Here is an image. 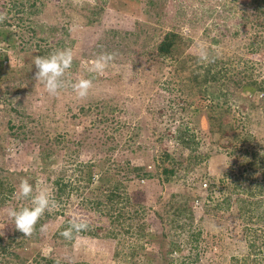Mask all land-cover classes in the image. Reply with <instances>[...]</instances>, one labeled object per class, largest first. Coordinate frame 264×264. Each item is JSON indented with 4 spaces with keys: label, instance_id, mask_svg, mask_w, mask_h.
<instances>
[{
    "label": "rangeland",
    "instance_id": "rangeland-1",
    "mask_svg": "<svg viewBox=\"0 0 264 264\" xmlns=\"http://www.w3.org/2000/svg\"><path fill=\"white\" fill-rule=\"evenodd\" d=\"M21 2L26 5L24 17L14 8ZM253 6V0H0V13L10 21L3 29L10 28L14 36L13 46L0 40V235L4 244L9 234L24 241L21 246L12 242L8 253H0V264H15L13 254L25 258V264H36L42 257L56 264H163L167 246L159 250L163 236H157L162 232L169 234L167 242L179 246L180 253L175 246L167 251L178 262H193L187 257L191 253L198 254L196 264H233V257L247 254V236L254 231L264 234V220L259 223L252 213L241 212L236 198L248 195L236 182L253 179L254 189L260 184L264 170L255 171L254 165L264 156V108H251L250 97L239 91L225 101L223 84L210 85L208 96L202 94L189 80L188 67L179 72L172 59L160 57L154 48L166 33L177 30L192 40L184 53L189 66L204 49L231 73L244 70L264 80V32L257 33L260 39L255 37L251 21L244 18H253ZM236 31L239 36H234ZM64 48L74 53L64 79L93 81L85 99H78L70 86L50 96L34 79V57L41 50H50L47 56ZM101 53H115L116 58L103 74L89 72ZM92 107L91 114L83 113ZM216 111L224 120L234 118L246 141L213 134L208 116ZM246 117L249 121L240 125ZM181 127L198 139L196 155L201 160L190 170L181 167L168 183L133 176L129 186L134 203L146 206L150 224L155 211L166 223L159 221L152 228L159 238L124 261L131 237L124 250L122 241L97 232L99 215L80 204L73 183L59 173L66 169L71 174L74 167L94 162L96 176L108 169L124 174L129 160L154 174L157 165L173 168L166 152L174 159L181 152L174 139ZM250 130L254 136L248 140L245 132ZM44 150L49 153L42 156ZM21 178L29 179L34 190L48 188L60 205L41 218L36 237L23 236L7 216L9 208L31 206L18 198ZM67 195L70 202L65 201ZM178 201L192 207L191 219L179 221L169 212V205ZM74 215L86 217L90 229L68 241L60 232ZM192 235L197 242H189Z\"/></svg>",
    "mask_w": 264,
    "mask_h": 264
},
{
    "label": "trees",
    "instance_id": "trees-1",
    "mask_svg": "<svg viewBox=\"0 0 264 264\" xmlns=\"http://www.w3.org/2000/svg\"><path fill=\"white\" fill-rule=\"evenodd\" d=\"M253 2L254 9L251 14H253L254 19H251V17L248 16H244V18H246V22L251 21V25L254 29L253 33L255 37L258 38L257 33L264 32V0H253ZM23 6L26 8V5L22 2L20 4H15L14 8L16 9L17 14L20 15L25 12L24 9H22ZM33 8H37L35 2H33ZM24 15L25 13L22 16L24 17ZM217 17H221V14H218ZM9 23V18H6L3 23H0V40L13 46L14 36L11 29H3V26L9 25ZM187 35L188 34L180 33L177 30L169 31L163 36L162 40L155 45V53L164 59H172L173 62L176 63L179 72L184 73L188 67L189 80L193 83L194 88H198L199 92L202 94H207L208 96L210 85L215 87V85L223 84L227 89L225 90L226 92L224 90L221 91L222 96L225 97V101H227L228 96L236 95L239 91L242 92V94L247 95V98L248 96L250 97L251 108H264V80L259 81L255 79L253 72L250 73L248 71L239 70L231 73L230 68L222 66L223 62L218 56H211L206 62L199 61L198 56L192 57L195 61L189 66L188 62L190 59L185 56L184 53L191 46L192 40L188 38ZM235 35L239 36V33L236 31L234 33V36ZM213 42L216 44L219 43L215 37H213ZM46 52H50V50H41L40 56H45L44 53ZM1 63L2 61L0 58V67L2 65ZM202 98L205 99L203 96ZM92 110L93 107L86 110L82 109L85 115L91 114ZM98 111H100V108H98ZM227 111L229 112V110H226V112ZM101 119L102 118H100L99 122H101ZM208 119L210 121L211 132L215 135L216 132H219L223 140L228 137V140L246 141L244 137L242 138L243 135H241V132H237V125L235 124L236 120H234V118L231 120H224L222 112L219 116L216 111L215 114L212 112V114L208 116ZM246 121H249V117L242 118L240 125L244 126ZM245 133L248 140L249 137L254 136L251 130ZM174 139L181 146V152L175 159L170 156L169 152H166V156L172 161L174 167L160 168L159 165L156 164L157 169L155 174L148 170L146 166L134 165L130 160L125 162V170L128 172H124V174L119 173L118 175H115L110 171L111 169H108V172L96 176L92 170L97 166L94 162L74 167L70 170L71 174H69L66 169L59 173L64 179L68 180L66 183H73V188L78 195L77 197L79 198L80 204L99 215L101 223L100 226L96 228L97 232H102L105 238L119 239L120 242L122 241L119 243L123 246L124 250L126 249L125 243L127 242L128 236L131 237L130 239L133 242L127 244L128 249L124 251V255H126L124 261H129V259H131L129 255L143 252L147 244H151L155 241V238H159L156 237V234L159 231L155 230L156 232H154L152 231V228H156L159 221H161L162 224L166 223V220L163 218L164 216H161L159 211H155L156 218H154L153 223L150 224L146 218L147 216L149 217L146 206L140 204L136 205L134 203L129 186L130 181L134 179L133 176L142 179H150L153 177L158 179L159 183L163 181L168 183L171 177L177 174V171L181 167L185 166V169L190 170L191 166L196 165L201 160L198 158L199 156L196 155L199 143L198 139L187 127L177 129ZM185 152L188 153L187 156L185 155ZM48 153L49 152L44 150L42 156L47 155ZM257 166L259 167L256 168ZM261 169L264 170V156L263 158L261 157V161L255 162L254 165L255 171ZM259 178H261V180L258 179L260 184L255 185V189L253 188V179H251L250 182H244L243 184H239L238 181L236 182V187L241 185L240 187H243V191L248 195V198L237 196L236 203L241 212L243 210L246 214L252 213V216H256L259 223H261L264 220V171L262 174H259ZM55 183L59 186L60 181L57 180ZM133 192L135 193L136 190ZM230 199L231 198L228 197L225 198V202L229 206ZM70 200L71 197L67 195L65 201L70 202ZM169 207L172 210L169 212L179 221L186 218L191 219V215H193L194 212L192 207L186 202L181 203L178 201L174 206L171 204ZM179 226L180 229H185L184 225ZM39 227L40 225L38 222L36 225V231L32 236L36 237L39 234ZM90 233H94V231ZM159 235L163 236V241L159 250L163 249L162 247L164 245L167 246V249H165L166 251L162 253L163 264H196L194 262L198 258V254H196L195 257H192L191 253L187 256L188 259L193 260V262L187 260L178 262V260L169 257L170 255L167 253L168 250L170 251V249L176 248L175 252L177 253H180L181 250L172 240L167 242L169 234L162 232L161 234H157V236ZM8 236L9 242L4 244V239L0 235V253L2 254L8 253L12 246V242L19 246L24 243V241H18L19 238L16 234H9ZM122 236L123 238L121 240ZM247 237V254L242 257H233L232 263L264 264V234L254 231V233H250ZM189 242H197V237L192 235ZM192 250L194 251L195 249ZM117 255H119V252H117ZM12 257L15 264L26 263V259L19 255L17 256V254H13ZM40 260L42 261H36V264H56L54 259L42 257ZM133 261L134 260H132V262ZM8 264H10V262H8ZM127 264L129 263L127 262Z\"/></svg>",
    "mask_w": 264,
    "mask_h": 264
},
{
    "label": "clouds",
    "instance_id": "clouds-1",
    "mask_svg": "<svg viewBox=\"0 0 264 264\" xmlns=\"http://www.w3.org/2000/svg\"><path fill=\"white\" fill-rule=\"evenodd\" d=\"M74 4H80L81 0H73ZM7 18L6 13H0V23ZM116 58L115 53H101L94 58L89 67V72L103 74ZM206 50L201 49L198 57L199 61H208ZM74 53L71 48L57 49L47 56H35L33 65L35 66L34 79L40 81L46 92L50 96L59 94V90L64 87H71L78 99H85L93 87V81L89 78L81 77L75 82L65 80V74L72 68ZM18 198L29 200L30 207L20 209L9 208L7 216L14 221L16 230L25 237H31L36 231V225L45 215L57 209L60 205L48 188L34 190L33 185L27 178H21L17 188ZM90 229V222L86 217L74 215L68 227L60 232V236L65 240L74 241L81 233ZM44 226H41V231Z\"/></svg>",
    "mask_w": 264,
    "mask_h": 264
}]
</instances>
